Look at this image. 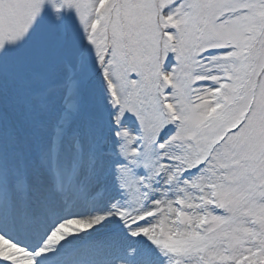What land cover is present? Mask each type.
Segmentation results:
<instances>
[{"label": "snow or ice", "instance_id": "6c2138e0", "mask_svg": "<svg viewBox=\"0 0 264 264\" xmlns=\"http://www.w3.org/2000/svg\"><path fill=\"white\" fill-rule=\"evenodd\" d=\"M0 264H264V0H0Z\"/></svg>", "mask_w": 264, "mask_h": 264}]
</instances>
